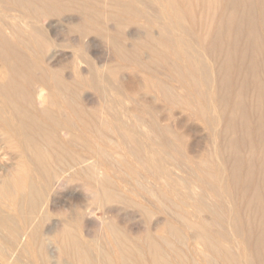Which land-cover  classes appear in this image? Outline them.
<instances>
[{"label": "bare ground", "instance_id": "bare-ground-1", "mask_svg": "<svg viewBox=\"0 0 264 264\" xmlns=\"http://www.w3.org/2000/svg\"><path fill=\"white\" fill-rule=\"evenodd\" d=\"M0 1L8 5L0 7V264H61L64 260L69 264H211L212 256L220 257L224 264H238L230 236L238 235L235 227L240 226V219L233 212L227 219L230 234L224 226L222 232L215 231L212 227L216 221L221 222L219 212L216 214L220 206L214 204L215 209L214 202L206 203V198L212 197L225 201L223 207L226 201L229 208L234 205V195L222 170L225 162L218 154L215 139L222 134L218 121L225 117L223 110L220 114V109L215 108L218 81L230 84L234 74L238 72L239 78L242 75L235 86L237 98L245 97L244 88L253 89L255 108L259 106L257 119L264 127V42L251 24L246 41L254 53L248 61L246 48H238V35L243 31L235 21L237 7L228 12L226 24L220 23L216 32H206L207 44L201 46L187 39L176 0H165L167 4L161 5L156 20L147 12L156 0ZM251 17L250 13L253 22ZM63 22L68 24L67 31L58 29ZM223 25L227 33L233 32L232 38L226 37ZM141 29L144 38L138 35ZM104 43L112 51L114 61L105 53ZM68 47L73 48L69 49L70 54L59 50ZM236 54L239 60L235 63ZM145 58L153 65L168 66L179 80L183 69L189 67L188 72L194 70L195 74L192 82L199 80L209 95L201 105L203 117L197 118V126L204 131L205 138L214 137L216 147L211 157L219 170L203 172L193 185L185 182L186 169L180 156L169 153L179 151L174 145L172 127L181 139L187 140L186 121L184 124L183 119H175L172 124L170 114L165 115L151 105L159 112L158 117H134L140 108L124 105L120 98L118 80L138 94L137 87L125 83L128 74L123 73L139 67ZM149 79L158 93L175 103L181 102L175 90L158 75ZM38 88L47 91L44 110L36 106ZM190 95L183 103L195 102L196 95ZM208 121L211 129L205 127ZM207 129L209 133H205ZM103 141L106 142L102 144ZM107 142L110 148L105 146ZM189 151L193 160L203 158V149ZM261 164L264 174V157ZM74 182L78 188L75 195L72 190L64 193V189H72ZM148 182L159 188L154 192ZM89 190L98 197L91 205ZM254 191L252 198L258 202L260 193L258 189ZM156 196L179 201V206L190 205V216L204 219L192 221L187 213L184 227H180L170 218H154L158 210L150 206L149 197ZM123 204L134 212L143 210L148 217L146 226L127 223L118 211ZM97 211L108 214L110 220L104 222ZM207 211L215 214L216 221L209 220V214L206 217ZM184 228L197 245L192 258L186 248L170 241L172 237L181 241ZM163 243L171 246L172 257Z\"/></svg>", "mask_w": 264, "mask_h": 264}, {"label": "rangeland", "instance_id": "rangeland-1", "mask_svg": "<svg viewBox=\"0 0 264 264\" xmlns=\"http://www.w3.org/2000/svg\"><path fill=\"white\" fill-rule=\"evenodd\" d=\"M176 1H177L176 5L179 7V9L181 11V15L183 17L182 22L184 23L185 29H186L185 35H186L187 39L188 38L191 39L195 44H198V42L201 46L204 45V43L207 44V42H206L207 39L204 40L205 38H207L206 32L208 30L216 32L217 26L220 23L226 24V22L228 21V20H226L228 12L231 11L232 9H234L235 6L237 7L236 8L237 14L235 15L236 16L235 21L237 23L239 22L238 24H239L240 32L243 31L238 35V37H239L238 39H241V41L238 42L239 43L238 48L240 51L244 50L243 47L246 48V50L248 51V61H249L251 54L254 53L252 46L249 45V43L246 41L247 36L249 38V28H250L251 24H252V27L254 26L253 28H255L256 33L259 35L260 40L262 38L261 42H264V22H262V18L264 17V9H263L264 8V0H261V2L259 0H221V2H220V0H217L216 3H211L212 0H176ZM236 1H239L238 4H236ZM262 3H263V6H262ZM166 4L167 3L165 0H156L153 3H150L151 6L147 9V12L149 11L148 12V13H150L149 15H151V17L156 20V19H158V18H156V16L157 17L160 16L161 5L163 7V5H166ZM139 6L142 7V5H139ZM0 7H8V5L6 3L0 1ZM250 13L252 14V17L254 19L253 22H251L249 19ZM237 15H239V17ZM261 15H262V17L260 18ZM252 17H251V19H252ZM63 23H60L61 26L59 25L58 29L63 30V28H64V30L67 31L66 28H68V24L66 22H63ZM111 24L112 23H110V25ZM60 27H62V28H60ZM223 27H225V25H223ZM134 28H136V27H134ZM155 29H157L156 31H159L158 27H155ZM223 30L226 34L227 33L226 27ZM142 31L139 30L138 35L140 37L143 36V38H144V34H143L144 31L143 32ZM231 33L233 34V32L227 33L229 36L226 35V37L232 38ZM230 34H231V36H230ZM133 40L134 39H132L131 42H133ZM243 43H245V44H243ZM63 49L61 50L59 48V50L61 52H64L67 54H70L73 51V48H69V47L65 48L64 50ZM69 49H71L72 51ZM262 49H263V52H262L263 56L262 57H264V48L262 47ZM104 50L106 51L105 52L106 54L108 52V54L111 56V61H114L113 53L110 50V48L108 47V45L105 43H104ZM59 53L60 52H58V54ZM141 56H143V54ZM144 56H145V54H144ZM172 57H171V60H172ZM238 58H239V55H237V58L234 60L235 63H236V61L239 60ZM262 61L264 64L263 59H262ZM217 66H218V64L216 65L215 68H217ZM139 67H141V69ZM139 67L136 66L137 69L135 67L134 68H128L123 73L124 75L128 74L127 77L125 76L126 77L125 83L126 84L128 83L129 84L128 86H130L131 88L137 87L138 89L136 88V90L138 91V94H137V92L135 93V92L129 91L126 88V86L124 85V83L122 82V80H118V82H117L119 88L122 91L120 98L125 103L124 105L130 106L133 108L135 107L136 109L140 108V110H141V111H139V114L132 115V116L139 117V118H142L143 116H151L153 118H156L159 116L158 111L161 110L162 113H164L165 115L170 114L169 117L171 116L170 122L172 124H173V121L175 119H179V120L183 119V123H184V121H186L185 123H187L188 125L185 123L184 124L186 125V127L188 129V134L186 137L187 140L184 141L183 139H181L178 131L174 127H172V131H173V134L175 136V144L174 145H175V147H178L179 151L176 152L174 150H171L169 152L171 156H177V154H178V156H180L182 163H183L182 166L184 167V170L186 169L183 172V176H184V179L186 180L185 181L186 184L191 185V183H192V185H193L195 183L194 181L198 180L200 178V176L203 175V172H206L207 170L210 172H214L216 170V172H218L217 171V170H219V168L217 167L218 165H217V163L212 162V160L215 161V159H213L214 157H211L212 154L214 153L215 147H216L215 146L216 143L213 144L215 142V140H213L214 137L210 136V138H208L209 139V141H208V139L205 138L204 131H202L201 127L200 128L198 127V126H200L199 125L200 121L198 119H199V117L202 116L201 105H203L205 102H207L209 95H208V93H206L205 89L201 86L202 84H201V82H199V80H196V83L192 82V76L194 75V77H195L194 70H190L188 72V70L190 68L185 67L183 69V72H182V80H179V78H177L175 75L172 74V72L169 70L168 66L153 65V64L147 62L146 58L144 59V61L141 63V65ZM168 72H170V73H168ZM155 75H158L159 78H161L163 81H166V83L169 84L170 87H172L175 90V93L181 98L180 103L173 102L171 99H169V97L165 96L163 93H160V92L158 93L153 88L151 80L149 79V77L153 78V76H155ZM248 75H249V73H248ZM241 76H240V78H241ZM129 77H130V80H129ZM261 77H262V81H264V71H262ZM237 78H239L238 72L236 74H234L233 81L230 84H228V83L221 84V82L218 81L219 85L221 84V86H219L217 83V87H218V89L220 87L221 90L219 91L217 89L215 92L213 91L214 97H216V100H215L216 111L218 109H220L217 112L218 113L220 112V114H221V110H223V112L225 114L224 119L222 121H218L217 127H219V125H220L221 128L219 127L218 129H219V133L222 132V134L220 133L215 138L217 141L216 145L218 147L217 149H218V154H219L220 158L225 162V166H224V168H222V170H223V173L225 172L224 176L226 177V180L228 183L227 185L228 186L230 185L229 186L230 192L234 195V196L233 195H231V196H233L235 198V199L234 198L233 199L236 201H233V199H231L232 198L231 197L230 199L233 203H231L230 200L228 203H231L234 205H232L233 208L232 207L229 208L231 205L229 204V206H228L227 201L225 203L226 204L225 207H223L224 204H222V202H225V201H217V200H215V198L207 197L206 198L207 204L209 202V205H211L214 202L212 204L214 207H215V205L220 206V208L217 207V209H216V207H215V209H216V214H218V212H219L218 215H220V218H218V219L221 222L218 223V221H216L214 219L215 214L212 215V212L207 211L208 213H206V215L209 214V217H208V215L206 217H208L209 220L214 219L216 221V224L212 227L213 230H215V231L218 230V231L222 232L223 231L222 227L224 226V228L225 229L227 228L226 230L230 234V232H229L230 226L228 225L229 222L227 219L229 218V216H231L230 214L233 215V212H234V215L237 214L236 217L238 216L237 219H240L239 220L240 226L235 227V229L237 230L235 232H237L236 234H238V235L242 232H244V233H242V235L240 234L241 235V236L239 235L240 237L238 235L237 236H230V240L236 244L235 245L231 242V245L233 244L232 246L234 247L233 248L234 254L236 256V260H237L238 264H242V263L247 264L246 263L247 261H248V263L251 261L250 262L251 264H264V212H263V210H264V174L261 171L262 170V164H261L262 158L264 157V153H263L264 152L263 151L264 150V147H263L264 146V143H263L264 127L261 126V124L263 122L260 119H257L258 118V115H257L258 110L257 109L259 106L255 108V106H257L255 104H257V103H255L256 101L254 100L256 97L254 95L253 89L250 88L248 91V88H244L243 92L245 94L244 95L245 97H243V95H241L242 97L240 96V100H238L237 95H236V93H237V89H236ZM189 81L191 83H189ZM186 84L189 87H186ZM196 84H198V85H196ZM231 89L233 91H231ZM196 92H197V94H196ZM91 93L96 95L94 92H91ZM142 94L144 97H141ZM190 94L192 95V97L194 95H196L197 98L195 99V102L193 104H190V105L183 103L185 100V97H187ZM209 94H210V91H209ZM246 94H248V95H246ZM156 95L158 96V98ZM198 95H200V96H198ZM146 96H147L148 101L146 99ZM153 97H155V98H153ZM140 98H141V100H140ZM243 98H245L244 102H242ZM199 101L201 104L197 103ZM237 101H239L240 104ZM145 102H146V104H148V103L149 104L146 106V104H144ZM150 105L155 106L156 110H158V111L153 110V108ZM236 105H237V107H236ZM245 106H246V109H245ZM142 111H143V113H142ZM231 111L232 112L234 111V112L232 113ZM237 111H238V113H237ZM179 112H181V113H179ZM243 112L245 115H243ZM190 121L193 125L190 123ZM189 123H190V125H189ZM207 124H206L207 126H205V127H207L208 129H211L212 128L211 122L208 121ZM228 124H230L229 128H228L229 132L226 129L228 127ZM199 129H201V131ZM208 129L205 130V133L208 131ZM260 130H261V132H260ZM208 133H209V131H208ZM260 133H261V136H260ZM226 134L228 136H226ZM208 136H209V134H208ZM105 142L103 141L102 144H104ZM105 146H107V148H110L111 144H109V142H107L105 144ZM121 147L122 146L119 145V148H121ZM191 149L192 150H199V151H202V149H203V151H202V153H204L203 158H200V160L197 158H194V160H193L192 156L190 155L191 153L189 151ZM182 154H184V155H182ZM238 154H239V159H238ZM192 163H195V164H192ZM205 163H208V164L206 165ZM215 165H216V167H215ZM259 169H260V171H259ZM140 170H142V172H144L143 169H140ZM262 176H263V178H262ZM247 183H250V184H247ZM76 184H77V182H74L72 184V189H71V187H70V189L69 188L64 189L63 190L64 193L67 192L68 190H70V191L72 190V193H74V195H75V193L78 191V188L75 187ZM74 187L76 189H74ZM148 187L150 189H153L154 192L157 188H159V186L153 182H148ZM256 189H258V192L260 193L258 199L259 200L261 199L258 202H255L256 200H253V198H252V196H253L252 194L255 192L254 190H256ZM198 190H200V189H198ZM74 191H76V192H74ZM139 198H141V197H139ZM149 198H150V203H149L150 206L153 209L158 210V212L155 213L154 218H164V217H165L164 219L170 218V219L178 222L180 227H184L183 226V223L185 221L184 220V214L185 215H187V213L189 214V212L191 210L190 205H183L184 207L179 206V201H172V200L165 201V199H161L158 196L149 197ZM152 198H154V200ZM88 202H89V205H91L90 201H88ZM256 203H258V205L260 206V209H258V210L256 209L257 208ZM158 204H160L159 205L160 207H158ZM123 205L119 206L118 211H120L119 213L121 215H123V218H125V221L127 223L135 224V225H137V224L143 225L144 224L143 227L146 226L148 217L146 216V214L144 213L143 210L135 209V211L137 212L136 213V212H134L133 208L129 209L128 207H125V205L124 206ZM227 206H228L229 210L227 209ZM185 207L188 210L185 209ZM218 209H221V210L218 211ZM255 210H257V211H255ZM97 212H98L100 217L102 216V219L104 222H108L110 220L108 217V214L105 215V214L99 213V211H97ZM139 212H141V213H139ZM221 213L224 214L225 219L223 218ZM239 214H241V215H239ZM180 215H182V217H180ZM190 215L191 214H189V216ZM103 216L106 217L107 220ZM159 216H162V217H159ZM189 219L192 221H199V220H203L204 217L202 219L199 217L190 216ZM239 227H241L242 229H240ZM182 233H183V239L181 241H179L178 238L172 237L170 239L171 244L176 245V246H182L181 248L184 250L186 248L187 250H185V251L192 258L194 256L193 255L194 249H196L197 245L194 244L195 242L192 239H189V237L187 235V233H189V230L187 231V228H184ZM237 237H238V239H237ZM160 239H162V238L160 237ZM236 239L239 240V242ZM236 241L240 244H238ZM187 244H189V246ZM163 245L166 248H168L167 252L169 253V256L171 255L170 257H172V255H174V254H172L173 251L170 249L171 246L168 247L165 243H163ZM191 245H193L194 248ZM237 247H239L240 249ZM244 253H246V254H244ZM238 254H239V256H237ZM240 257H242V258H240ZM244 257H246V258H244ZM242 259H245V260H242ZM209 260H210L211 264H224L223 260L220 257L212 256V259L209 258ZM64 262H65V264H69V262L66 263L67 262L66 260H64L63 263ZM63 263H61V264H63ZM208 264H210V263H208Z\"/></svg>", "mask_w": 264, "mask_h": 264}, {"label": "clouds", "instance_id": "clouds-1", "mask_svg": "<svg viewBox=\"0 0 264 264\" xmlns=\"http://www.w3.org/2000/svg\"><path fill=\"white\" fill-rule=\"evenodd\" d=\"M4 75H7V71L4 70ZM48 104V95H47V91L43 88H38L37 89V103L36 106L41 109L44 110L47 107ZM88 196L90 197V202L92 203H96L98 201V197L97 195L89 190L88 191Z\"/></svg>", "mask_w": 264, "mask_h": 264}]
</instances>
